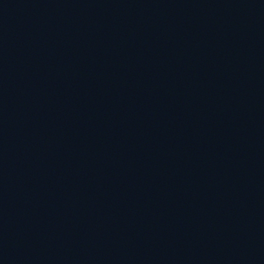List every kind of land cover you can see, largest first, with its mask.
<instances>
[{"label":"water","instance_id":"1","mask_svg":"<svg viewBox=\"0 0 264 264\" xmlns=\"http://www.w3.org/2000/svg\"><path fill=\"white\" fill-rule=\"evenodd\" d=\"M0 264H264V0H0Z\"/></svg>","mask_w":264,"mask_h":264}]
</instances>
